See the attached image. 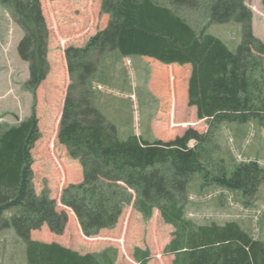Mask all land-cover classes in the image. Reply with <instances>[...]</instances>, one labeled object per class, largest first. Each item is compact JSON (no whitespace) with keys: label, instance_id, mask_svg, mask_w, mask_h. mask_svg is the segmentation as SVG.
<instances>
[{"label":"trees","instance_id":"16d2710c","mask_svg":"<svg viewBox=\"0 0 264 264\" xmlns=\"http://www.w3.org/2000/svg\"><path fill=\"white\" fill-rule=\"evenodd\" d=\"M201 3L208 23L197 29L177 10ZM0 5L11 10L23 31L17 52L28 63L25 89L36 95L50 71L49 30L41 2L0 0ZM102 9L110 17L107 26L85 47L66 50L70 84L57 138L69 156L81 162L85 180L66 188L61 202L75 211L88 234L114 224L121 212L118 204L130 202L131 196L119 197L125 189L113 186L123 180L136 191L145 216L157 208L175 227L165 249L175 256L174 264H264V240L255 239L237 222L197 225L184 215L187 187L198 172L205 184L245 196L264 183V168L257 162L241 163L231 174L222 161L213 163L215 171L207 167L219 125L256 122L264 129V62L255 58H264V43L254 35L253 11L246 0H104ZM229 22L242 25L243 39L236 52L208 33L211 23ZM113 51L171 65L157 68L155 84L162 82V90L175 103L186 102L192 114L206 120L207 132L188 127L166 140L150 142L138 135L120 140L117 127L95 104L90 80L96 71L92 54ZM40 137L35 104L26 120L0 124V232L14 230L25 244L26 264H115L108 252L81 254L31 238V232L45 224L56 233L64 228L57 202L34 188L32 149ZM136 257L145 264L144 251L137 250Z\"/></svg>","mask_w":264,"mask_h":264},{"label":"rangeland","instance_id":"374dc122","mask_svg":"<svg viewBox=\"0 0 264 264\" xmlns=\"http://www.w3.org/2000/svg\"><path fill=\"white\" fill-rule=\"evenodd\" d=\"M103 1L40 0L49 30L51 64L36 95L25 89L28 63L17 52L23 31L14 21L11 10L0 5V124L5 127L26 120L36 105L41 137L32 149L33 184L38 195L47 192L57 202L64 228L56 233L45 224L31 232L33 240L56 242L81 254L108 252L115 264H141L136 257L137 250L145 252V264H174L175 256L165 253V249L173 239L175 227L164 221L157 208L151 216H145L137 204L136 191L123 180L113 186L125 189L126 193L119 197L127 200L131 196L130 202L118 204L121 212L114 224L90 230L88 234L75 211L61 202L66 188L85 180L83 165L69 156L57 138L70 84L66 50L85 47L92 36L107 26L110 17L102 9ZM262 1L246 0V4L253 11L254 35L264 43ZM177 11L197 29L208 23L203 3L197 8L181 7ZM208 33L221 38L232 52L237 51L243 39L242 25L237 22L211 23ZM255 58L264 62L258 55ZM92 59L96 62V71L90 79L95 104L117 127L120 140L131 135L150 142L158 138L166 140L188 127L207 132L206 120L192 114L186 102L175 103L162 90V82L155 84L157 68L164 70L171 65L145 57H123L116 51L103 55L93 53ZM214 140L212 161L207 163L209 170L215 171L216 165L213 168L212 165L220 161L229 174L244 162H257L264 168V129L256 122L222 123ZM194 145V141L190 143ZM184 215L197 225L237 222L252 237L264 240V183L254 194L245 196L240 191L205 184L198 172L187 187ZM0 264H26L25 244L13 229L0 232Z\"/></svg>","mask_w":264,"mask_h":264},{"label":"crops","instance_id":"0c3cea01","mask_svg":"<svg viewBox=\"0 0 264 264\" xmlns=\"http://www.w3.org/2000/svg\"><path fill=\"white\" fill-rule=\"evenodd\" d=\"M52 43V42H51ZM49 45H50V41H49ZM52 49V48H51ZM51 49H50V51H51ZM52 52V51H51ZM49 53V52H48ZM49 61H50V59H49ZM50 64H51V62H50ZM172 66H170V68H171ZM13 92H14V90H13ZM9 106V108H12V104H10V105H8Z\"/></svg>","mask_w":264,"mask_h":264}]
</instances>
